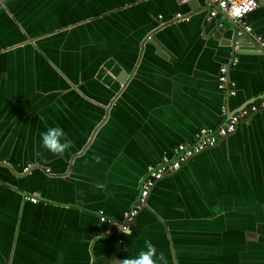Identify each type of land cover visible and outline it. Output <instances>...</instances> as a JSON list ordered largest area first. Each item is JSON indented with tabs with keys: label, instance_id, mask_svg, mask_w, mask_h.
<instances>
[{
	"label": "crops",
	"instance_id": "0c3cea01",
	"mask_svg": "<svg viewBox=\"0 0 264 264\" xmlns=\"http://www.w3.org/2000/svg\"><path fill=\"white\" fill-rule=\"evenodd\" d=\"M257 1L246 22L264 39ZM214 8L212 0H0V264H119L146 239L169 264H264V111L156 183L130 235H106L99 218L122 220L147 167L198 129L224 126V104L231 117L264 95V52L234 51L236 27L222 15L209 20ZM177 13L189 21L158 29V15ZM152 32L170 59L148 41ZM232 55L228 96L217 76ZM55 126L74 144L59 157L41 147L40 134ZM34 193L37 204L25 200Z\"/></svg>",
	"mask_w": 264,
	"mask_h": 264
},
{
	"label": "built area",
	"instance_id": "2783aa9c",
	"mask_svg": "<svg viewBox=\"0 0 264 264\" xmlns=\"http://www.w3.org/2000/svg\"><path fill=\"white\" fill-rule=\"evenodd\" d=\"M215 3V8L210 12L209 20L221 15V12L228 16L235 24L236 37L247 36L250 42L258 47L259 50L264 52V39L257 36L253 32V28L247 24L246 17L254 12L259 7L257 0H212ZM176 20L189 21L188 16H184L181 13H177ZM238 60L234 58L231 63V67L237 65ZM228 81V67L222 66L220 68L219 84L220 88L224 89L225 83ZM232 88L234 85H231ZM231 95L235 92L231 90ZM224 109V108H223ZM264 111V95L257 101L252 102L250 105L235 112L229 116V119L224 126L220 127L216 131L209 130L207 128H200L191 143L179 144L175 150L173 158L170 160H164L157 165H149L146 169V176L143 179L138 200L135 204L123 215L122 220L114 219L107 216L105 213H99L100 222L105 225V234H122L123 228L128 227L136 221V218L142 208L147 205L148 198L155 187L156 183L164 179L166 176L172 175L178 172L189 160L195 156L203 153L204 151L215 148L222 139H225L229 135L234 134L239 124L242 121L250 119L254 114ZM225 115V110L222 111ZM39 164H28L24 168V172L28 173L31 169L38 167ZM46 173H50V169H45ZM25 200L33 204L39 203L40 194L34 193L33 195H26ZM122 240H119L121 243Z\"/></svg>",
	"mask_w": 264,
	"mask_h": 264
},
{
	"label": "clouds",
	"instance_id": "9594fccd",
	"mask_svg": "<svg viewBox=\"0 0 264 264\" xmlns=\"http://www.w3.org/2000/svg\"><path fill=\"white\" fill-rule=\"evenodd\" d=\"M40 135L41 147L53 156H62L74 147L73 141L68 137L63 128L59 126L49 127ZM36 155L39 157L42 153L37 151ZM91 159L99 164L102 162L103 157L94 154ZM95 188L99 191H104L107 185L103 182H97ZM78 195H83V193L78 192ZM123 232L126 235H130V229L128 227H124ZM119 264H169V261L163 252L157 251L156 246L151 240L146 239L144 241V248L137 255L125 258L119 261Z\"/></svg>",
	"mask_w": 264,
	"mask_h": 264
},
{
	"label": "water",
	"instance_id": "95a60500",
	"mask_svg": "<svg viewBox=\"0 0 264 264\" xmlns=\"http://www.w3.org/2000/svg\"><path fill=\"white\" fill-rule=\"evenodd\" d=\"M261 2L262 1H259L258 3H260L261 4ZM212 11V9H210L209 10V15H210V12ZM221 15L223 16V17H225V19L230 23V25L232 26V28L234 29V27H235V24H234V22L228 17V16H226L224 13H222L221 12ZM184 16H187V15H184ZM172 18V19H171ZM169 20H165L164 19V16L163 15H158L157 16V23H158V29H162L163 27H165V25L167 24V23H170V22H174V21H176V19H175V17L173 16V17H171ZM209 18V17H208ZM189 19H190V17H189ZM154 34H155V32H152L148 37H147V39H148V41L150 42V43H154L155 45H156V50H157V53L159 54V55H161V56H163V57H165L166 59H170V57L172 56L171 55V53L169 52V50L162 44V43H160V41L159 40H157V38L154 36ZM232 47H233V49H234V51H235V45H238V52H242V51H245V52H248V53H251V52H253V53H262L259 49H258V47L256 46V45H254L253 43H251L250 42V39L247 37V36H244V37H242V38H238V37H234L233 38V40H232ZM234 55H232V57H231V59H230V61L228 62V63H226V64H224V65H222V66H226V67H228V71L230 70V68H231V63H232V61L234 60ZM237 65H238V62H237ZM236 65V66H237ZM221 66V67H222ZM220 67V68H221ZM235 67V66H234ZM219 75H220V72L218 73V76H217V85H218V88H220V84H219ZM128 80H129V77L128 78H126L125 80L124 79H122V78H118V85H120V84H125V83H127L128 82ZM234 83V81H231L230 80V78H229V76H228V81H227V83H225V87H224V89L223 90H225L226 91V93H228V96H231V90H232V84ZM235 87V86H234ZM233 87V88H234ZM221 89V88H220ZM115 91H117V89H115ZM224 108V109H223ZM223 110H225V115L223 114V112H222V116L224 117V118H226V122H227V120L229 119V116H230V110H229V108H228V106L226 105V104H224L223 106H222V111ZM203 128H205V127H203ZM208 129V128H207ZM199 130V129H198ZM197 130V131H198ZM209 130H211V129H209ZM196 131V132H197ZM196 134V133H195ZM195 134H194V136H195ZM193 140H194V137H193ZM175 150V149H174ZM174 150H173V155H174ZM172 158H173V156H172ZM172 158H170V157H165L162 161H161V163L164 161V160H170V159H172ZM160 164V163H159ZM155 165H157V164H155ZM39 167H42V166H40L39 165ZM41 201V200H40ZM147 206V205H146ZM145 206V207H146ZM103 213H105L104 211H102Z\"/></svg>",
	"mask_w": 264,
	"mask_h": 264
}]
</instances>
